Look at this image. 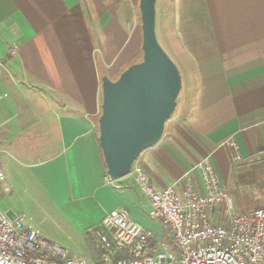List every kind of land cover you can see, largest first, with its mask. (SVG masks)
<instances>
[{
    "label": "crops",
    "instance_id": "obj_1",
    "mask_svg": "<svg viewBox=\"0 0 264 264\" xmlns=\"http://www.w3.org/2000/svg\"><path fill=\"white\" fill-rule=\"evenodd\" d=\"M156 28L180 62L183 90L161 141L136 164L159 191L186 176L202 190L194 168L203 160L224 184L235 157L264 153V0H157ZM141 46L138 0H0V92L11 90L1 138L26 131L38 147L25 189L68 229L61 243L73 257L89 260L70 242H88L116 208L152 231L153 249L169 239L132 175L107 185L95 126L102 74L119 76Z\"/></svg>",
    "mask_w": 264,
    "mask_h": 264
},
{
    "label": "built area",
    "instance_id": "obj_2",
    "mask_svg": "<svg viewBox=\"0 0 264 264\" xmlns=\"http://www.w3.org/2000/svg\"><path fill=\"white\" fill-rule=\"evenodd\" d=\"M1 156L0 150V202L6 182ZM194 169L201 175L202 190L186 176L159 191L146 172L134 164L130 175L149 200V217L162 224L169 239L160 250L153 249L152 231L135 222L128 209L116 208L87 232L95 253L91 264H264V207L236 214L227 225L218 224V208L226 202L229 209L232 207L228 193L208 160ZM106 182L112 186L116 180L108 176ZM0 264L89 263L44 239L23 216L12 218L0 208Z\"/></svg>",
    "mask_w": 264,
    "mask_h": 264
},
{
    "label": "water",
    "instance_id": "obj_3",
    "mask_svg": "<svg viewBox=\"0 0 264 264\" xmlns=\"http://www.w3.org/2000/svg\"><path fill=\"white\" fill-rule=\"evenodd\" d=\"M138 2L142 58L115 80L101 78L98 141L107 174L114 180L130 175L143 152L161 141L183 90L181 72L158 39L157 0Z\"/></svg>",
    "mask_w": 264,
    "mask_h": 264
},
{
    "label": "rangeland",
    "instance_id": "obj_4",
    "mask_svg": "<svg viewBox=\"0 0 264 264\" xmlns=\"http://www.w3.org/2000/svg\"><path fill=\"white\" fill-rule=\"evenodd\" d=\"M158 39L167 54L178 66L179 70L181 69L182 71L180 62L169 44H167V46L161 38L158 37ZM10 91L11 90L6 89L0 92L2 96L0 98V106L5 101L8 102L11 99V97L7 95L4 97V94H9ZM4 117L7 118L6 115H4ZM1 121L2 116L0 113V127L2 126ZM2 134L3 131H1L0 128L1 159L6 169L5 186L12 184L14 188L11 193H2L0 202L1 210L5 214L12 211L14 214L24 216L26 222H28L33 229L35 228L34 230L38 231L44 239L57 244L67 251L62 245H69L67 242L62 244L61 242L65 241L62 240L61 237L65 238L68 229L62 224L58 216L49 208L46 202H43L40 197L37 198L38 200H33L32 194L25 189L27 180L24 181L22 177L25 179L28 178L26 175V172H28L30 168L28 164L31 158H35L38 147H32V140L27 139L29 133L26 131H22L19 135L17 134L16 138L8 139V141L5 140V142L2 141ZM223 186L228 193L232 207L229 209V203L226 202L218 208L215 212V221L218 224L227 225L230 218L236 214H242L264 207V153L244 161L234 160L230 179L228 182L224 183ZM88 242H70V244L80 252L88 251L87 255L89 256V260H85L91 264V260H93L92 256L93 254L95 256V253L91 247V243L89 242L88 244Z\"/></svg>",
    "mask_w": 264,
    "mask_h": 264
},
{
    "label": "trees",
    "instance_id": "obj_5",
    "mask_svg": "<svg viewBox=\"0 0 264 264\" xmlns=\"http://www.w3.org/2000/svg\"><path fill=\"white\" fill-rule=\"evenodd\" d=\"M141 58H142V50H141V52H140V57H139V59H138L137 61H139ZM137 61H136V62H137ZM124 69H125V68H124ZM102 75L104 76V75H107V74H102ZM117 77H118V76H117ZM117 77H116V78H117ZM116 78H111V79H114V80H115ZM97 118H98V117H97ZM97 118H96V120H95V126H96V132H97V137H98V136H99V134H98L99 129H98ZM103 161H104V160H103ZM105 167H106V166H105Z\"/></svg>",
    "mask_w": 264,
    "mask_h": 264
}]
</instances>
